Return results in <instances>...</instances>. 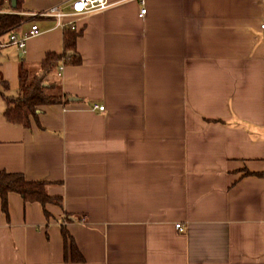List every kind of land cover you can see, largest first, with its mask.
<instances>
[{"label":"crops","instance_id":"obj_1","mask_svg":"<svg viewBox=\"0 0 264 264\" xmlns=\"http://www.w3.org/2000/svg\"><path fill=\"white\" fill-rule=\"evenodd\" d=\"M75 1L0 0L25 17L9 34L40 29L0 50V92L64 53L37 14ZM109 1L71 20L82 64L47 75L72 103L26 128L0 96V170L64 204L11 193L7 215L0 196V264H264V0ZM63 225L85 261L66 260Z\"/></svg>","mask_w":264,"mask_h":264},{"label":"trees","instance_id":"obj_2","mask_svg":"<svg viewBox=\"0 0 264 264\" xmlns=\"http://www.w3.org/2000/svg\"><path fill=\"white\" fill-rule=\"evenodd\" d=\"M19 4L21 3L18 2V7ZM24 21L25 18L17 14L0 13V40L11 31L17 30ZM81 33L65 28L64 53L62 55L49 53L41 64L42 73L38 75L30 73L24 67L19 79V92L16 97H7L0 92V96L7 103L5 118L9 123L31 128L33 122H38L41 107L72 103L71 97L62 92L61 84L53 83L48 85L46 78L48 74L58 69L59 63L63 58H65L66 64H82V58L77 51L78 38ZM69 52H72V54L69 55ZM48 188L49 186L46 182H31L26 180L23 174L0 170V196L3 210L7 215L9 213L8 198L11 193L21 195L26 203H41L42 205L55 203L63 208L62 197L50 196ZM62 235L65 242L66 260L76 263L85 261L65 225L62 226Z\"/></svg>","mask_w":264,"mask_h":264},{"label":"built area","instance_id":"obj_3","mask_svg":"<svg viewBox=\"0 0 264 264\" xmlns=\"http://www.w3.org/2000/svg\"><path fill=\"white\" fill-rule=\"evenodd\" d=\"M111 5L109 0H77L73 4V13L65 14L60 10L58 6L52 7L47 12L39 13L37 16L42 17H54L57 19V25L63 29L69 28L74 31H78V27L74 26L71 20L74 16H87L93 14L95 12H99L105 10ZM146 8L143 7L141 10L140 16L143 18L146 16ZM66 19H70L68 22H65ZM262 35L264 38V22L261 25ZM40 34V29L37 25H33L30 30L25 32L22 35H18L15 33L9 34L7 39L0 41V50L8 48L10 46H17L19 49H25L27 42L29 39L34 38ZM63 68H61L62 70ZM95 110L104 111L105 106L96 105L94 107ZM176 228L178 231H184V228L181 224H177Z\"/></svg>","mask_w":264,"mask_h":264},{"label":"bare ground","instance_id":"obj_4","mask_svg":"<svg viewBox=\"0 0 264 264\" xmlns=\"http://www.w3.org/2000/svg\"><path fill=\"white\" fill-rule=\"evenodd\" d=\"M17 15L22 16L23 18H25L22 14H17Z\"/></svg>","mask_w":264,"mask_h":264},{"label":"water","instance_id":"obj_5","mask_svg":"<svg viewBox=\"0 0 264 264\" xmlns=\"http://www.w3.org/2000/svg\"><path fill=\"white\" fill-rule=\"evenodd\" d=\"M72 54V52H69V55H71Z\"/></svg>","mask_w":264,"mask_h":264}]
</instances>
